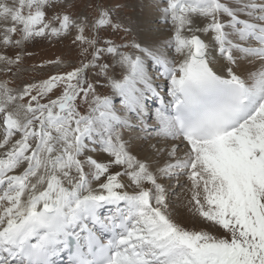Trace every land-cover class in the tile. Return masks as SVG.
<instances>
[{
	"label": "snow or ice",
	"instance_id": "snow-or-ice-1",
	"mask_svg": "<svg viewBox=\"0 0 264 264\" xmlns=\"http://www.w3.org/2000/svg\"><path fill=\"white\" fill-rule=\"evenodd\" d=\"M0 73V264H264V0H0Z\"/></svg>",
	"mask_w": 264,
	"mask_h": 264
},
{
	"label": "rangeland",
	"instance_id": "rangeland-1",
	"mask_svg": "<svg viewBox=\"0 0 264 264\" xmlns=\"http://www.w3.org/2000/svg\"><path fill=\"white\" fill-rule=\"evenodd\" d=\"M28 52H31L33 55L31 57H26L23 64L21 65L22 70H24V78L29 79L32 76H43L46 72L50 71L48 67H45V69L41 72H32L31 65L38 64L42 61H47L50 59H54L58 56H62L65 59L70 58V56H73L74 53H70V50L68 48V41H63L62 43L56 42L55 40L49 42V41H40L34 45H31L27 49ZM3 73H0V79H5ZM175 187V185H173ZM174 193L172 196V199L176 201V196H181L180 193H175L178 191V189L174 188ZM185 194V193H183ZM176 212L179 218L181 219H187L188 213L187 209L184 208L182 205L178 206L176 204L175 206Z\"/></svg>",
	"mask_w": 264,
	"mask_h": 264
},
{
	"label": "bare ground",
	"instance_id": "bare-ground-1",
	"mask_svg": "<svg viewBox=\"0 0 264 264\" xmlns=\"http://www.w3.org/2000/svg\"><path fill=\"white\" fill-rule=\"evenodd\" d=\"M173 185H175V184H173ZM173 188H176V187H173ZM176 189H178V191L177 192H175V193H180V194H182L181 196H176L177 198H176V201H179L177 204H178V206H183V201H184V199H185V194H183L184 192L181 190V189H179V188H176ZM175 190V189H174ZM174 193V192H173ZM184 207V206H183ZM185 208V207H184Z\"/></svg>",
	"mask_w": 264,
	"mask_h": 264
}]
</instances>
